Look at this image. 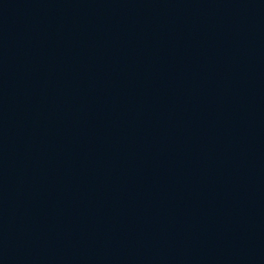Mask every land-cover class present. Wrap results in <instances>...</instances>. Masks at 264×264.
<instances>
[{"label": "water", "instance_id": "water-1", "mask_svg": "<svg viewBox=\"0 0 264 264\" xmlns=\"http://www.w3.org/2000/svg\"><path fill=\"white\" fill-rule=\"evenodd\" d=\"M0 135L264 185V0H0Z\"/></svg>", "mask_w": 264, "mask_h": 264}]
</instances>
